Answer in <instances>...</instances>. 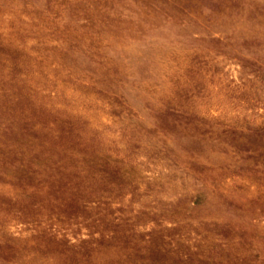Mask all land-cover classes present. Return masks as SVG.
<instances>
[{
	"label": "rangeland",
	"instance_id": "374dc122",
	"mask_svg": "<svg viewBox=\"0 0 264 264\" xmlns=\"http://www.w3.org/2000/svg\"><path fill=\"white\" fill-rule=\"evenodd\" d=\"M0 264H264V0H0Z\"/></svg>",
	"mask_w": 264,
	"mask_h": 264
}]
</instances>
